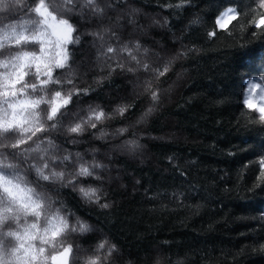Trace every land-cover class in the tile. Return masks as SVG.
<instances>
[{
  "label": "trees",
  "instance_id": "16d2710c",
  "mask_svg": "<svg viewBox=\"0 0 264 264\" xmlns=\"http://www.w3.org/2000/svg\"><path fill=\"white\" fill-rule=\"evenodd\" d=\"M97 2L104 9L102 17L87 8L81 13L83 0L68 15L61 12L63 0H45L53 15L69 19L76 27L73 38L81 39L68 46L69 67L53 72L62 84L38 89L34 97L51 99L56 91L65 96L78 89L95 91L73 96L64 114L51 122L47 121L48 105H41L38 114L49 130L17 149L10 146L26 136L17 132L0 137V145L8 146L0 147V159L15 165L14 171L27 186L48 198L49 216L61 209L70 225L79 218L91 226L84 234L69 231L55 248L45 245L47 264L68 245L72 246L69 264H89L91 259L97 264H264V176L258 162L264 156V123L257 110L264 106V96L258 89L250 94L253 102L259 101L256 109L244 104V81L256 77L255 82H260L264 60L256 65L242 63L237 55L241 45L264 53V28L254 23L264 14L259 0H190L183 8L168 7L181 0ZM4 3L0 30L28 24L34 31L29 22L40 21L32 11L38 0ZM228 7L237 9L238 18L221 30L216 19ZM132 9L137 10L134 16ZM130 19L135 23H129ZM152 21L158 25L149 26ZM105 29L116 37L105 34L102 42L91 35ZM213 31L216 35L210 38L208 33ZM137 42L142 46L136 54L141 66L130 63L126 53L101 55L109 46ZM19 51L38 54L39 44L6 43L0 49V61ZM96 53L104 59L100 63L95 62ZM145 63L150 65L148 70L142 67ZM26 82L38 83L34 74ZM134 83L141 86L139 91L131 87ZM152 92L157 93L156 101ZM119 107H126L123 115ZM93 110H103L105 118L85 123L81 134L67 131L86 121ZM91 123L97 127L93 129ZM49 139L56 147L47 159L26 151L42 141L47 148ZM130 141L136 142L138 150L127 155L123 150L128 146L123 145ZM67 154H72L70 163L51 162V157ZM45 162L48 173L63 171L66 181L81 163L109 165L110 172L106 176L104 168L98 169L95 175L100 180L80 178L62 188L59 182L39 180L30 167ZM81 186L99 189V203L83 199ZM103 204L109 207L102 208ZM27 221L35 222V218ZM40 224L43 227V215ZM20 230L13 220L0 226L4 233ZM4 239L9 250L17 244L14 237ZM112 245L117 250L110 253ZM35 246H40L38 241Z\"/></svg>",
  "mask_w": 264,
  "mask_h": 264
},
{
  "label": "snow or ice",
  "instance_id": "6c2138e0",
  "mask_svg": "<svg viewBox=\"0 0 264 264\" xmlns=\"http://www.w3.org/2000/svg\"><path fill=\"white\" fill-rule=\"evenodd\" d=\"M64 6L61 10L62 14L68 15L75 11L78 0H63ZM190 0H181L179 4L168 5V7L183 8ZM0 5L7 7L4 0H0ZM259 6L264 8V0H259ZM87 8L94 16H103L104 9L98 5L97 0H83L81 5V13L83 9ZM39 17L38 23L29 22L34 31L31 34H26L28 24L9 25L8 29L0 34V49L5 47L6 43L14 42L15 46L22 47L30 44H39V55L30 53L28 51H19L8 60L0 61V68L4 71L0 72V137L10 135L12 133H20L21 137L26 136L27 139H18L16 143L10 147L13 149L19 148L21 145L28 143L38 134L44 133L49 129L45 127V122L39 116V109L41 105L47 104V121L51 122L57 119L58 116L64 114L63 110L66 109L73 100V96L88 95L94 89L76 90L69 93L67 96L63 95L61 91L53 93L51 99L46 96L34 97V94L39 89L45 90L49 85H61L62 82L55 79L53 72L55 69H65L69 67L71 53L68 50L70 44H78L81 37L75 36L73 33L77 31L76 27L66 18H58L49 11V6L45 0H38L36 6L32 9ZM237 9L228 7L225 11L221 12L216 19V26L221 30H227L228 25L236 20L238 17L235 15ZM137 12L132 9L130 15L134 16ZM120 21H118L119 23ZM167 22V21H166ZM129 23H135L130 19ZM257 28H264V14L260 15L257 21H254ZM244 29H242L243 31ZM110 34L116 37L115 32H110L105 29L104 33L92 32L91 35L103 42L104 35ZM209 37H213L216 33L209 32ZM118 39V38H117ZM141 45L137 42L135 44H125L122 47L109 46L101 52V55L108 57L109 54L126 53L133 60L136 61L138 66L141 62L137 59L140 52ZM242 51L238 52V56L243 63L244 61H251L256 65L258 61L264 60V53L259 49H253L247 45H241ZM147 49H144V54H147ZM35 68L33 73L32 69ZM145 70L150 68V65L143 64ZM167 71L165 68L164 72ZM164 72H159L158 75H164ZM34 74L38 83L28 84L26 77ZM260 82L256 83V77L244 81L247 85L245 91L244 104L250 109H256L257 106L252 103L250 94L257 89L259 93L264 96V76H261ZM71 83V80L68 81ZM98 83H103L99 81ZM150 90V89H146ZM31 93V95H30ZM158 98L156 92H152V99L156 101ZM126 107H119L117 111L123 115ZM260 113V122L264 123V106L257 109ZM152 109L146 115L150 114ZM105 118L103 110H93L88 119L82 123H77L67 129L69 133L81 134L84 131V124L90 123L93 119L101 121ZM57 125L51 124V128L55 129ZM91 127L95 129L97 125L91 123ZM121 132L126 129H121ZM104 133H101L103 138ZM45 142L35 145L34 148L26 151L41 153V159H47L48 153L55 149V144L52 140H47L48 147H43ZM129 144L132 148L137 147L135 141H130ZM0 147L7 148V145H0ZM77 159H83L80 153H75ZM72 154H67L61 158L51 157V162L54 164H67L72 161ZM259 164L262 169V176H264V156L259 159ZM35 170L36 176L39 180L45 182L56 183L59 182L62 188H67L69 185H74L80 178L92 177L100 180L101 177L95 175L98 169H103L106 166L102 163L93 162L91 164L81 163L77 166L76 172L72 175V179L65 180V172L52 171L48 173V163L45 162L42 166L30 165ZM15 165L5 163L0 159V226L6 222L13 220L20 224V231H9L4 233L0 231V264H47L48 257L45 256V245H51L53 248L59 243L69 231L79 232L81 234L91 231V226L77 219L76 224L70 225L68 217L61 215V209L49 216L46 213L48 198L36 188L27 186L24 178L14 171ZM264 183V180L261 181ZM257 184L256 187H260ZM81 197L89 203H99V189L95 187H83L78 189ZM183 195V194H181ZM62 204V208H63ZM102 208H108V204L101 205ZM43 215L44 225L41 227L40 220ZM34 217L35 222L28 223L27 218ZM22 221V224L20 223ZM4 237H14L17 244L14 248L9 250L7 248ZM39 242V247H36V242ZM105 243L98 245V250L105 247ZM115 245L109 248V252L116 251ZM72 253V246L68 245L63 247L62 251L53 254L50 257L51 264H69V257ZM89 264H97L96 259H91Z\"/></svg>",
  "mask_w": 264,
  "mask_h": 264
},
{
  "label": "rangeland",
  "instance_id": "374dc122",
  "mask_svg": "<svg viewBox=\"0 0 264 264\" xmlns=\"http://www.w3.org/2000/svg\"><path fill=\"white\" fill-rule=\"evenodd\" d=\"M108 8H110V4L108 5V4H106V9H108ZM93 14V13H92ZM140 14V13H139ZM139 14H137L138 16H139ZM40 19H41V17H40ZM150 25H158L156 22H154V21H152V23H149V26ZM4 30H6V29H3V30H0V34H2L3 33V31ZM8 30H10V29H8ZM33 32V30H31V29H29L28 28V30H27V32H26V34H31ZM37 55H39V53L37 54ZM117 55V54H116ZM140 55H142V54H140ZM144 55V54H143ZM95 57H96V60H95V62H99L100 63V60H104L103 59V57L100 55V54H98V53H96V55H95ZM114 58V56H112V59ZM127 59H128V61L130 62V63H133L135 60H133L131 57H129V56H127L126 57ZM134 64H136V63H134ZM2 71H4V69L2 70ZM1 71V72H2ZM131 87H133L136 91H139V89H140V85L139 84H136V83H134ZM246 88H247V86H246ZM245 91H246V89H245ZM260 99H261V96H260ZM252 103L253 104H255L256 106L258 105V103H259V101H258V99L256 98V101H252ZM123 146H128V148H127V150H123V152H124V154H127V155H132V154H134V152H137V150H138V146L136 147V148H132V147H130V145H127V144H125V145H123ZM141 147H144V145H139V148H141ZM120 151H122V150H120ZM106 167L104 168V170H106V176H107V174L110 172L109 171V169H110V167H109V165H105ZM109 254V253H108Z\"/></svg>",
  "mask_w": 264,
  "mask_h": 264
}]
</instances>
